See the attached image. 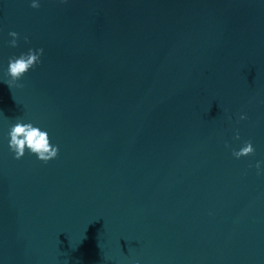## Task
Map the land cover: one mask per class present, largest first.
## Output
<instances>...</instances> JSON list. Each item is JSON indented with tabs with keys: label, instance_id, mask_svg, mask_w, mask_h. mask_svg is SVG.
Instances as JSON below:
<instances>
[{
	"label": "water",
	"instance_id": "95a60500",
	"mask_svg": "<svg viewBox=\"0 0 264 264\" xmlns=\"http://www.w3.org/2000/svg\"><path fill=\"white\" fill-rule=\"evenodd\" d=\"M32 2L0 0V264H264V0Z\"/></svg>",
	"mask_w": 264,
	"mask_h": 264
},
{
	"label": "clouds",
	"instance_id": "9594fccd",
	"mask_svg": "<svg viewBox=\"0 0 264 264\" xmlns=\"http://www.w3.org/2000/svg\"><path fill=\"white\" fill-rule=\"evenodd\" d=\"M67 2V0H64ZM31 7L38 9L40 4L33 0ZM9 35L12 37L9 42L10 47H18V41L20 36L16 32H10ZM27 41V38L25 37ZM44 54V50L41 48L38 51L30 49L27 54H21L19 57H11L9 59L8 75L11 77V82L8 83L12 87L16 82L23 79V77L38 64L41 63V57ZM23 87V85H19ZM241 120L247 119L246 116L241 115ZM9 148L14 153L15 159H22L26 151L36 155L38 159L47 164L48 162L58 158L59 148L53 146L50 143L49 134L46 131H42L39 127H35L32 123H24L18 121L9 131ZM235 138L240 139L239 132L237 131ZM230 147V145H226ZM232 155L236 159L244 157L254 156L255 148L252 142L245 141L243 147L239 151L233 150ZM264 162H257L255 167L259 171Z\"/></svg>",
	"mask_w": 264,
	"mask_h": 264
}]
</instances>
